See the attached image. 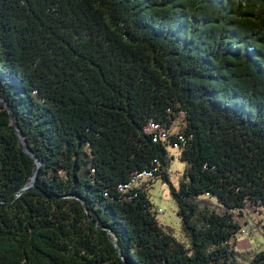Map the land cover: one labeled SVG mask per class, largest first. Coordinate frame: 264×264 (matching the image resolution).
<instances>
[{
	"label": "trees",
	"instance_id": "16d2710c",
	"mask_svg": "<svg viewBox=\"0 0 264 264\" xmlns=\"http://www.w3.org/2000/svg\"><path fill=\"white\" fill-rule=\"evenodd\" d=\"M36 172L0 206V264H239L238 216L264 209V0H0V201Z\"/></svg>",
	"mask_w": 264,
	"mask_h": 264
},
{
	"label": "rangeland",
	"instance_id": "374dc122",
	"mask_svg": "<svg viewBox=\"0 0 264 264\" xmlns=\"http://www.w3.org/2000/svg\"><path fill=\"white\" fill-rule=\"evenodd\" d=\"M180 119L170 128V133H176L180 130ZM151 130V129H150ZM161 132H164L163 130ZM171 158L168 171L170 181L175 187H179L184 178L187 169V163L180 158V149L178 147H167ZM136 185H146L149 197L157 211V219L163 229L172 233L186 247H190V239L186 236L182 228L181 218L178 215V205L170 194L169 185L160 178H154L148 174L141 175L135 182ZM196 203L199 207H208L211 210L220 212V206L215 196L209 194L200 195ZM241 230L233 240L235 250L238 253L239 264H251L254 256L264 250V235L262 227L264 226V209L253 211L252 208H245L243 216H238ZM248 232L249 234H246Z\"/></svg>",
	"mask_w": 264,
	"mask_h": 264
},
{
	"label": "water",
	"instance_id": "95a60500",
	"mask_svg": "<svg viewBox=\"0 0 264 264\" xmlns=\"http://www.w3.org/2000/svg\"><path fill=\"white\" fill-rule=\"evenodd\" d=\"M1 102H2L3 104H6L3 100H1ZM6 107L9 109V105H8V104H6ZM11 121H12V125H13V127H14V129H15L17 135L19 136V139L21 140V142H22L23 145H24V149H25L30 155H32V156L36 159L38 165L40 166V165H41L40 160H39L38 157L35 156V155L32 153V151L28 148L26 138H25L24 134H23V133L20 131V129L18 128V125H17V123H16V121H15V119L13 118L12 115H11ZM36 178H37V172H36L35 175L33 176L32 180H31L29 183H27L23 188H21V189L16 193V195H15L10 201H8V202H1V201H0V206H4V205H6V204L12 203V202H13V201H14L19 195L23 194L24 192H27V191H30V190H33V189L39 190L38 187H37L36 184H35ZM83 202H84V201H83ZM84 206H85V209H86L87 213L90 215V214H91V211L88 210V209L86 208V204H85V202H84ZM97 226H98L99 228L105 229V227H104L103 225H101L99 222H97ZM108 235H109L110 239L112 240L114 246L116 247L117 251H118L119 254L122 256V251H121V249H120V247H119V244H118V242H117L116 236H115V234L111 231V229H108ZM122 257H123V256H122Z\"/></svg>",
	"mask_w": 264,
	"mask_h": 264
},
{
	"label": "built area",
	"instance_id": "2783aa9c",
	"mask_svg": "<svg viewBox=\"0 0 264 264\" xmlns=\"http://www.w3.org/2000/svg\"><path fill=\"white\" fill-rule=\"evenodd\" d=\"M246 234H249L248 232H246Z\"/></svg>",
	"mask_w": 264,
	"mask_h": 264
}]
</instances>
